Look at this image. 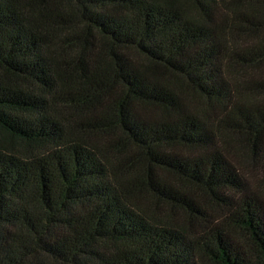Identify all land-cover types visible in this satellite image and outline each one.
<instances>
[{
    "label": "trees",
    "instance_id": "trees-1",
    "mask_svg": "<svg viewBox=\"0 0 264 264\" xmlns=\"http://www.w3.org/2000/svg\"><path fill=\"white\" fill-rule=\"evenodd\" d=\"M0 264H264V0H0Z\"/></svg>",
    "mask_w": 264,
    "mask_h": 264
}]
</instances>
